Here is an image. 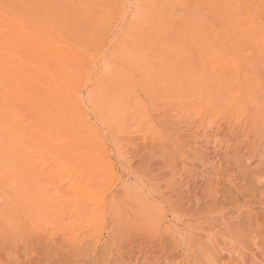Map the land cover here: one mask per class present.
<instances>
[{"label":"rangeland","instance_id":"374dc122","mask_svg":"<svg viewBox=\"0 0 264 264\" xmlns=\"http://www.w3.org/2000/svg\"><path fill=\"white\" fill-rule=\"evenodd\" d=\"M239 46L240 74L260 80L249 78L246 103L235 107L137 75L132 88L144 107L110 127L88 100L92 79L83 78L81 105L104 151L32 156L11 172L2 166L9 176L0 184V264H264V53ZM100 65L89 62L87 74ZM73 199L87 204L92 225L75 219L80 210L66 206ZM99 202L107 207L98 212ZM163 204L158 219L153 208Z\"/></svg>","mask_w":264,"mask_h":264},{"label":"bare ground","instance_id":"6f19581e","mask_svg":"<svg viewBox=\"0 0 264 264\" xmlns=\"http://www.w3.org/2000/svg\"><path fill=\"white\" fill-rule=\"evenodd\" d=\"M240 43L263 55L264 0H0V167L10 170L32 156L42 162L44 155L104 151L103 135L84 114L78 94L87 75L88 100L110 127L144 107L132 88L137 75L203 102L246 103L244 88L260 79L253 81V67L240 74ZM194 55L196 64L190 62ZM206 56L220 64H204ZM97 60L98 71L87 74L89 62ZM6 168H0L3 188ZM106 204L99 202L97 211ZM66 206L72 214L80 210L74 218L81 224L96 221L85 217L87 204L73 199ZM153 209L162 219L167 207Z\"/></svg>","mask_w":264,"mask_h":264}]
</instances>
